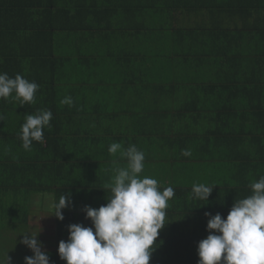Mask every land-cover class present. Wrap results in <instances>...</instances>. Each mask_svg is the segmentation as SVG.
Returning <instances> with one entry per match:
<instances>
[{
  "label": "crops",
  "instance_id": "obj_1",
  "mask_svg": "<svg viewBox=\"0 0 264 264\" xmlns=\"http://www.w3.org/2000/svg\"><path fill=\"white\" fill-rule=\"evenodd\" d=\"M0 61L40 86L34 104L0 99V175L27 180L16 216L45 250L69 225L92 226L84 206L105 204L127 163L113 142L136 145L141 175L175 191L150 264H198L205 213L226 218L264 175V0H0ZM37 109L51 127L25 151L21 125ZM197 183L216 185L207 201Z\"/></svg>",
  "mask_w": 264,
  "mask_h": 264
},
{
  "label": "clouds",
  "instance_id": "obj_2",
  "mask_svg": "<svg viewBox=\"0 0 264 264\" xmlns=\"http://www.w3.org/2000/svg\"><path fill=\"white\" fill-rule=\"evenodd\" d=\"M39 88L20 73L10 77L0 72V99L18 101L20 106L34 104ZM60 103L71 106L73 99L66 96ZM52 118L50 109L25 115L20 130L25 151L32 150L33 141L44 142V129L51 127ZM0 121H4L2 114ZM108 152L112 156L119 153L126 159V166L112 169L113 176L106 185L111 194L106 195L105 204L99 208L84 206L85 218L92 226H68V239L61 240L57 249L66 264H150L160 230L167 224L166 209L175 195L174 188L162 187L157 179L141 175L145 153L136 145L125 149L120 142H113ZM181 155L190 157L192 151L183 149ZM214 186L193 184L194 197L207 201ZM249 188L251 194L235 199L226 218L220 213H205L209 234L198 242V264H264V175L250 182ZM71 206L70 194L64 193L53 215L63 221L62 210ZM38 234H20V243L33 253L24 257V264H50V255L37 239Z\"/></svg>",
  "mask_w": 264,
  "mask_h": 264
},
{
  "label": "trees",
  "instance_id": "obj_3",
  "mask_svg": "<svg viewBox=\"0 0 264 264\" xmlns=\"http://www.w3.org/2000/svg\"><path fill=\"white\" fill-rule=\"evenodd\" d=\"M2 163H4V160L0 159V164ZM6 169L8 167L5 166L3 170L5 173L9 172V175H5V177L0 175V264H7V256L10 258V264H24V257L32 256L33 253L27 246L20 243L23 239L20 234L30 232V224L26 221V218L16 216L17 205L13 202L20 201V189L22 185L25 186L27 180L22 179L23 174ZM62 234L64 235L57 242L52 243L56 248L47 250L50 255V264H66L65 261L59 258L57 251L58 243L61 240L66 241L69 236L68 232ZM38 240L40 241V239ZM40 242L43 245L46 243L45 241Z\"/></svg>",
  "mask_w": 264,
  "mask_h": 264
},
{
  "label": "rangeland",
  "instance_id": "obj_4",
  "mask_svg": "<svg viewBox=\"0 0 264 264\" xmlns=\"http://www.w3.org/2000/svg\"><path fill=\"white\" fill-rule=\"evenodd\" d=\"M44 227L46 226V224L44 223V225H43ZM50 227H48L47 226V229L45 228L44 230H43V232H44V234L45 235H47V237H48V235H50V233H51V225H49ZM44 247V249H48L50 246H43Z\"/></svg>",
  "mask_w": 264,
  "mask_h": 264
}]
</instances>
